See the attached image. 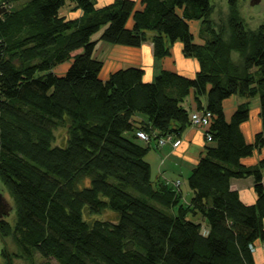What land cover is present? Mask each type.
<instances>
[{
  "label": "trees",
  "instance_id": "1",
  "mask_svg": "<svg viewBox=\"0 0 264 264\" xmlns=\"http://www.w3.org/2000/svg\"><path fill=\"white\" fill-rule=\"evenodd\" d=\"M227 3L225 38L211 0H0V181L15 213L13 223L0 218V264H254L249 245L264 240V156L254 165L241 158L264 145V23L247 27L238 0ZM100 40H150L156 59L179 41L199 67L193 76L160 69L145 81L142 67L128 65L102 79ZM65 62L62 74L53 70ZM191 92L195 108L211 112L212 140L186 177L185 202L152 179L146 154L152 141L179 140L191 125L182 104ZM232 94L245 101L227 119L223 100ZM255 96L262 129L249 143L240 124ZM59 127L62 146L53 144ZM247 176L250 204L230 185ZM106 209L116 218L83 215Z\"/></svg>",
  "mask_w": 264,
  "mask_h": 264
},
{
  "label": "crops",
  "instance_id": "2",
  "mask_svg": "<svg viewBox=\"0 0 264 264\" xmlns=\"http://www.w3.org/2000/svg\"><path fill=\"white\" fill-rule=\"evenodd\" d=\"M111 1L112 0H96V5L101 6ZM136 1L138 6L139 0ZM65 13H67L68 16L74 17L77 16L80 11H67ZM233 52L231 56L235 58V53ZM102 56L100 59L103 65L99 73L102 79H106L110 72L128 65L142 67L144 70L143 80L145 81H152L160 69H169L186 76H193L199 67L196 58L185 57L182 54L181 43L179 41L173 43L170 48V54L161 59L153 57L152 42L150 40H146L139 47L111 44L110 48L106 47L103 50ZM62 65H64L63 70L65 71L68 62L57 65L53 70L58 74H62L64 71L60 72L58 70ZM242 101H245V99L236 94H232L223 100V111L227 119L230 118L234 109ZM182 104L185 108L189 109L196 107L192 92L185 97ZM259 111L258 96L249 99V117L240 124L243 136L249 143L254 141L255 133L262 129ZM138 116L142 118V115ZM179 140L180 142L176 147H173L171 142L157 145L155 141H152L146 154V159L151 166L152 179H158L165 184L173 186L175 189L174 182L179 180L178 191L181 194V200L186 202L191 195V191L183 188L187 185L186 177L190 169L196 164L206 141L204 139L203 130L193 125H189L183 131ZM263 156L264 145L259 149H254L252 155L241 158V161L245 165H254ZM263 171L264 168L262 169V172ZM182 185L184 186L182 187ZM230 185L238 191L239 197L243 202L250 204L255 201L256 194L253 189L252 176L232 178ZM256 244V249L252 251L253 262L254 264H264V247L260 246V241ZM36 259V261H39L41 258L36 257ZM23 264H26V262Z\"/></svg>",
  "mask_w": 264,
  "mask_h": 264
},
{
  "label": "rangeland",
  "instance_id": "3",
  "mask_svg": "<svg viewBox=\"0 0 264 264\" xmlns=\"http://www.w3.org/2000/svg\"><path fill=\"white\" fill-rule=\"evenodd\" d=\"M246 1L247 0H238V7H239L240 14L243 17V19H244L245 24H246L247 27H249V28H255L260 23H264V13L261 14V13L258 12L256 14H254V13H247L246 14L245 13V10L243 9ZM211 2L213 4V6H214L213 11H212V14H211V18H212L213 22L215 23V27L217 29L220 28V27H222L224 29L223 33H224V37L226 38L228 36V33H229V29H228L227 24H226V18H227V13H228V3H227V0H211ZM0 5H2V4H0ZM3 5H5V4H3ZM6 7H7V5H6ZM189 25H190V29H191L192 33L194 34V40L197 41V42H199L200 39H199V36L197 34L198 33V29H199V21L198 20H191L189 22ZM106 47L107 48H110L111 47V44L108 43V42H105V41L100 40L97 43V45H96V48H95V51H94V56L100 59L101 56H102L103 50ZM233 53H235L234 54L235 55L234 56L235 58H233V59L234 60L238 59V57H239L238 53L237 52H233ZM63 67H64V65H62L60 68H58V70L60 72L61 71L63 72L64 71L63 70ZM192 109H194V108H192ZM192 109H189L188 108L189 111L192 110ZM54 135L55 136H54V143L53 144L62 146V145H64L66 143V130H65L64 127H59L57 129H55L54 130ZM203 135H204V133H203ZM158 139H160V138H158ZM158 139L155 141V144H157V145H162L165 142H171V141H164L162 143H159ZM204 139L207 142V140H206L205 137H204ZM179 142H180V140H179ZM171 144H172V142H171ZM173 147H176V146L173 145ZM174 183H175L176 190L178 191V189H179L178 188L179 180H176ZM0 185L3 188V194H4V196L8 199V201L11 204V212L8 215H6L5 212L3 211V214L1 216V218H4V219L8 220L9 222L13 223V221L15 219L13 199H12L11 195L9 194L7 188L4 186V184L1 181H0ZM183 186L184 185H182V187ZM183 188H186L189 191H191V189L188 187V185H186ZM164 209L167 212H171V210L169 208H164ZM83 215L86 218H98V219H111V220H113V219L116 218V215L117 214H116L115 211L106 209L102 213H100V214H94L93 216L88 215L87 213H85V210H84L83 211ZM204 228H205V225H203V229ZM4 240L6 242L7 248L10 251L17 250L16 243H15L14 239L11 236L6 237ZM2 246H3L2 239H0V249H1ZM37 258H40V257L37 256ZM15 261L17 262V264H23L24 262H26L22 258L16 259ZM52 261L54 262V264H58L54 260H52ZM2 262H3V258L0 255V263H2Z\"/></svg>",
  "mask_w": 264,
  "mask_h": 264
},
{
  "label": "built area",
  "instance_id": "4",
  "mask_svg": "<svg viewBox=\"0 0 264 264\" xmlns=\"http://www.w3.org/2000/svg\"><path fill=\"white\" fill-rule=\"evenodd\" d=\"M210 119H211V112L205 109H197L194 108L190 110L189 112V120L191 125L199 127L203 130V133H205V138L207 141H211V135L208 132L209 126H210ZM136 135L143 141L147 142L149 141V135L144 130H138L136 131ZM171 135H166L158 139L159 143H162L164 141H171L174 146H177L179 143V140H172ZM251 251H254L257 247L256 243H251L250 245ZM260 246L264 247V240L260 241Z\"/></svg>",
  "mask_w": 264,
  "mask_h": 264
},
{
  "label": "water",
  "instance_id": "5",
  "mask_svg": "<svg viewBox=\"0 0 264 264\" xmlns=\"http://www.w3.org/2000/svg\"><path fill=\"white\" fill-rule=\"evenodd\" d=\"M243 9L245 13H264V0H247ZM7 10L5 5H0V15ZM3 211L6 215L11 212V204L8 199L3 194V188L0 185V218L3 214Z\"/></svg>",
  "mask_w": 264,
  "mask_h": 264
}]
</instances>
